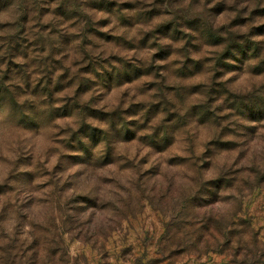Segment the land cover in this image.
<instances>
[{"label":"rangeland","instance_id":"rangeland-1","mask_svg":"<svg viewBox=\"0 0 264 264\" xmlns=\"http://www.w3.org/2000/svg\"><path fill=\"white\" fill-rule=\"evenodd\" d=\"M0 264H264V0H0Z\"/></svg>","mask_w":264,"mask_h":264}]
</instances>
